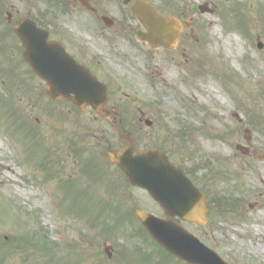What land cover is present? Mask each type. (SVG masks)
I'll return each instance as SVG.
<instances>
[{
  "label": "rangeland",
  "instance_id": "rangeland-1",
  "mask_svg": "<svg viewBox=\"0 0 264 264\" xmlns=\"http://www.w3.org/2000/svg\"><path fill=\"white\" fill-rule=\"evenodd\" d=\"M122 1L94 0L110 16L123 14ZM147 1L162 11V0ZM171 1L174 10L185 14L186 22L192 18L199 45L195 54L186 50V62L180 59L181 77L168 67L169 84L155 79L157 86L148 88L139 75L135 86L124 87L142 100L150 94L152 101H159L152 112L168 125L141 134L140 140L162 145L172 155L175 134L180 131V124L177 128L172 119L193 123L184 141L197 154L191 161L181 160L182 164L190 167L206 160L213 168H227L226 178L211 176L208 192L240 201L224 212L209 210L205 226L181 225L229 264H264V161L235 151L236 143L245 144L246 128L251 150L264 151V135L256 129L258 122L264 125V0ZM0 2V30L6 28L5 10L13 13L12 24L29 12L43 22L56 23L66 36L75 39L90 40L98 24L71 5L64 10L59 4L46 5L40 0ZM202 3L213 11L200 13L198 5ZM257 37L262 49L257 48ZM6 42V51L0 52V244L27 231L63 249L76 264H126L132 256L126 249L133 251L134 246L155 253V244L136 231L138 221L132 209L160 217L162 211L107 161L108 140L114 138L96 128L89 108L80 111L69 100L46 96L43 80L22 61L20 44L11 36ZM198 60L208 63L203 67L210 76L188 71ZM193 111L211 113L212 117L200 128L188 117ZM234 112L239 119L231 116ZM89 161L94 162L86 173L83 168ZM6 165L16 173L11 176ZM202 174V169L197 170V175ZM75 199L78 209L66 211ZM118 210L127 214L126 219ZM104 219L111 229L102 230ZM104 243L112 246L111 258L103 252ZM11 256L12 264H53L42 255Z\"/></svg>",
  "mask_w": 264,
  "mask_h": 264
},
{
  "label": "flooded vegetation",
  "instance_id": "flooded-vegetation-1",
  "mask_svg": "<svg viewBox=\"0 0 264 264\" xmlns=\"http://www.w3.org/2000/svg\"><path fill=\"white\" fill-rule=\"evenodd\" d=\"M78 1L57 0V3H52L59 4L60 8L64 10L65 8L68 10L70 5L73 10L81 8L90 18L96 20L98 22V24L95 23L96 31L92 32L90 40L68 37L62 27H58L53 22H43L38 18V15L28 12L23 17H29V19L35 21L37 28L39 27L47 32L48 41L58 42L65 52L106 86L107 99L104 116L98 115L92 110L91 112L93 121L98 124L96 128L101 133L104 132V135L108 133L109 136L114 138L108 140V148L116 149L126 144V140L121 137L131 136L137 151L150 149V147L163 150L175 165L184 169L185 174L189 176L194 185L205 187L206 179L204 180L203 177L206 175L202 177L196 175V166L187 167L181 162L183 159L191 161L195 156L194 149H190L188 141L187 147V143L184 141V138L187 137L185 133L188 129H192L193 123H180L177 118L172 119L177 128L180 124V131L177 135L175 134L176 142L172 147V155H175L173 160L172 155H169L170 152L164 146H156L140 140L141 134H148L149 131L156 128L160 130L168 126L163 118L161 119L158 114L152 112L154 106L159 107L160 102L157 100L152 101L150 94L141 93L146 96L142 100L132 90L128 89L126 92L124 90L126 85H130V83L134 85L136 79H139V75H142L144 81H147L144 83L148 85V88L157 86L155 79L169 84L171 76H169L168 67L172 68L176 75L178 74V78L181 77L183 70L180 68V59L183 58L186 62V50H189V54L190 52L195 54L196 46L199 45V41H194L191 36L195 32L192 18L189 17V21L186 22L184 19L185 14L179 9L161 12V15L178 18L182 29L178 33L174 45L152 47L146 40L141 38V33L145 32V27H143L138 17L130 13L129 4L122 5L124 7L122 15L110 16L94 0H81L87 4L88 8L82 6ZM15 13L18 14V11L15 10ZM102 16H106L108 19L103 20ZM183 23H187L188 27H185ZM15 39L20 43L18 38ZM204 65H208L205 60H198V62L191 64L188 71H192L196 76L201 74L210 76L203 67ZM203 111H193L188 115L200 128L205 125L207 118L212 117L211 113L207 114ZM149 115H152V117ZM231 116L239 119L237 112L232 113ZM114 140L116 142H113Z\"/></svg>",
  "mask_w": 264,
  "mask_h": 264
},
{
  "label": "water",
  "instance_id": "water-1",
  "mask_svg": "<svg viewBox=\"0 0 264 264\" xmlns=\"http://www.w3.org/2000/svg\"><path fill=\"white\" fill-rule=\"evenodd\" d=\"M131 6V11L148 30L143 38L153 45L167 46L175 41L180 26L176 25L174 19L158 15L146 1L136 0ZM199 8L201 12L211 11L205 9V5ZM13 31L23 43L22 54L26 64L45 80L47 95L54 99H69L82 110L90 105L102 114L106 93L101 83L68 57L57 44L33 36L36 28L32 21L21 20ZM257 43L258 48H262L263 44ZM239 148L247 153L246 148ZM107 157L124 171L132 185L146 189L151 198L159 202L165 215L177 216L183 221L199 225L206 222L204 196L162 152L150 149L136 153L134 145L130 143L124 148L108 152ZM258 158L264 160V153ZM134 212L151 237L181 261L189 264H226L214 251L207 249L170 219H160L138 209H134ZM110 251L111 247L104 244V252L108 257H111Z\"/></svg>",
  "mask_w": 264,
  "mask_h": 264
},
{
  "label": "trees",
  "instance_id": "trees-1",
  "mask_svg": "<svg viewBox=\"0 0 264 264\" xmlns=\"http://www.w3.org/2000/svg\"><path fill=\"white\" fill-rule=\"evenodd\" d=\"M224 202L226 203V201ZM104 222L105 229H110V227H107L108 223H106V221ZM136 231L140 234H144L146 238L149 239L145 231H143L139 225ZM126 250H128V253H132L131 260L126 264H182L159 247L157 249L155 248V253L146 251L140 246H134L133 251H129V249ZM10 254L34 258L40 254L43 260H48V262L53 264H76L73 263L71 255L60 252L56 249V245L52 246L50 242L46 241L44 238H38L35 235L32 236L28 232L23 233L20 237L16 236L12 242L9 241L4 245L0 244V264H12Z\"/></svg>",
  "mask_w": 264,
  "mask_h": 264
},
{
  "label": "bare ground",
  "instance_id": "bare-ground-1",
  "mask_svg": "<svg viewBox=\"0 0 264 264\" xmlns=\"http://www.w3.org/2000/svg\"><path fill=\"white\" fill-rule=\"evenodd\" d=\"M5 169L7 170V172H9V174L12 176L14 175L16 172L11 168L9 167L8 165L5 166Z\"/></svg>",
  "mask_w": 264,
  "mask_h": 264
}]
</instances>
